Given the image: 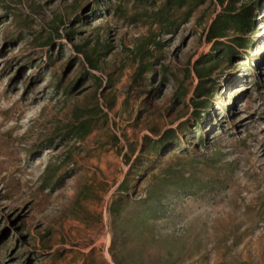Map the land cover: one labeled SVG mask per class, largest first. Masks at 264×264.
Returning <instances> with one entry per match:
<instances>
[{
    "label": "rangeland",
    "instance_id": "rangeland-1",
    "mask_svg": "<svg viewBox=\"0 0 264 264\" xmlns=\"http://www.w3.org/2000/svg\"><path fill=\"white\" fill-rule=\"evenodd\" d=\"M0 264H264V0H0Z\"/></svg>",
    "mask_w": 264,
    "mask_h": 264
},
{
    "label": "trees",
    "instance_id": "trees-1",
    "mask_svg": "<svg viewBox=\"0 0 264 264\" xmlns=\"http://www.w3.org/2000/svg\"><path fill=\"white\" fill-rule=\"evenodd\" d=\"M223 3V0H220ZM230 17V18H229ZM240 16H228L225 17L223 21L216 20L209 32V39L211 41H216L225 37L223 27L228 25L229 19H233L235 21H239V23L243 22L244 20L239 19ZM241 21V22H240ZM88 63L92 69H97V60L88 58ZM161 151V150H160Z\"/></svg>",
    "mask_w": 264,
    "mask_h": 264
}]
</instances>
